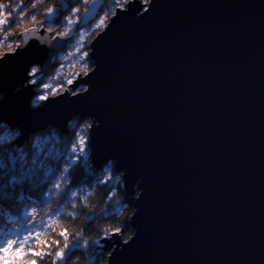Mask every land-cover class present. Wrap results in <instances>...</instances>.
<instances>
[{
  "label": "water",
  "instance_id": "95a60500",
  "mask_svg": "<svg viewBox=\"0 0 264 264\" xmlns=\"http://www.w3.org/2000/svg\"><path fill=\"white\" fill-rule=\"evenodd\" d=\"M116 12L89 43L91 70L38 106L23 81L52 67L64 39L20 34L27 43L0 58V121L21 146L91 119L92 167L113 163L125 195L138 191L134 234L101 241L106 264H264V0H128Z\"/></svg>",
  "mask_w": 264,
  "mask_h": 264
},
{
  "label": "snow or ice",
  "instance_id": "6c2138e0",
  "mask_svg": "<svg viewBox=\"0 0 264 264\" xmlns=\"http://www.w3.org/2000/svg\"><path fill=\"white\" fill-rule=\"evenodd\" d=\"M109 2L114 5V8L110 13L105 11L98 22H93L95 28L106 26L105 21L109 16H116V9L127 7L128 0H109ZM40 3L43 4L44 0H40ZM76 3L77 5L81 3L84 5V19L95 13L93 9L97 4V0H76ZM37 7V3H31V9H36ZM0 9H2V15H0V34H3V38L0 39V47H3L4 43L7 42V48L5 49V54H7V52H14L16 48L27 43L23 39L14 42L8 41V36L13 35L12 29L18 28L24 23L27 12H25L24 6L19 3L14 5L10 3L0 4ZM77 13H81L79 6L74 7L71 10V14L64 17L66 21L65 30L56 32L52 39H56L57 36L62 39L70 36L74 29H76V26L79 25L81 29H84V31H80L79 39L81 41L84 40L85 31L91 25L81 24L82 17L77 15ZM54 14L55 6L48 7L45 15L51 18ZM30 19L35 21L36 17L33 15ZM37 23H42V21H38ZM53 30L52 27L48 28L50 32ZM23 31L26 32L28 29H24ZM76 52H80V47L76 48ZM87 55V52H84L80 59L83 61ZM61 67L63 68L64 66L61 65ZM38 71L39 69L35 67L31 69L33 77L31 83L35 84L38 89L42 86L44 91L38 95L37 100H33L34 106L38 101L47 100L49 96L58 94L59 89L68 90L63 85L53 88L51 81L44 82L43 75L39 77L40 83L37 84ZM83 71L87 74L89 69L85 66ZM72 83L73 79H66V84L71 85ZM72 95L78 96V93L73 89ZM88 127L90 125L82 127L75 140L64 141L62 147L57 144L59 151H55L48 147L50 138L41 139L40 136H36L34 142L21 147L17 143V138L20 136L19 131L6 130L5 126L0 124V202L12 201L17 192L20 193V200L23 201L25 199L23 195L25 191L31 197L36 189H42L47 185H51L50 192H42L37 197L40 200V204H43L45 207H47L53 195L62 194L63 200H67L69 196L75 197L77 195L76 192L71 190L64 191V185L67 183V177L64 174L68 172L70 167L81 161L82 169L92 170V164L88 159L89 149L86 141ZM53 142L55 141L53 140ZM69 143L71 144L70 149L68 148ZM64 157H67V159H64ZM60 164L64 165L63 169L59 167ZM38 207L35 200L29 199L28 204L25 205L26 210L20 214L23 217L22 219L17 218V220H13L12 217H8V224L11 226L7 227L6 230L0 229V264H29L28 258L30 253L32 257L38 256L41 260H45V257H48L50 264H77L79 257L76 260H71L72 249L87 247L89 244L87 239H82V231L76 233L72 241H69V235L71 234L58 233V236H63L64 244L61 247L58 241L55 242L56 250L54 258L51 251L44 252L42 249H33V245H37L39 248L41 241L38 239V236L41 232L55 231V229L50 228L48 221L60 216L59 209L53 212L49 208L48 211L52 212V215L49 216L47 212L41 214L38 211ZM72 207H76L75 203L72 204ZM68 215L73 219L75 218L71 212ZM17 223L25 225V227H15ZM44 243L46 244L47 242L45 241ZM95 243L98 244L99 241ZM45 264H49V261L46 260Z\"/></svg>",
  "mask_w": 264,
  "mask_h": 264
},
{
  "label": "trees",
  "instance_id": "16d2710c",
  "mask_svg": "<svg viewBox=\"0 0 264 264\" xmlns=\"http://www.w3.org/2000/svg\"><path fill=\"white\" fill-rule=\"evenodd\" d=\"M146 3L148 0H140ZM16 4L19 3L24 6L27 16L24 19V23L18 28H13V35L8 36V41L14 42L20 39V34L23 33L24 29H30L32 27L42 26L48 31L49 27L54 30L49 31L51 36H54L56 32L64 31L66 21L65 16L71 14V10L79 6L81 12L83 11L84 5L81 3L77 5L76 0H44L41 4L40 0H0V4ZM31 3H37L38 7L36 9H31ZM55 6V14L53 17L49 18L45 15L48 7ZM114 8V5L109 2V0H103L102 8L99 11L100 17L104 15L105 11L109 13ZM0 15H2V9H0ZM35 16L36 20L30 19L31 16ZM80 15V13H77ZM111 16V15H110ZM109 16V17H110ZM109 19V18H108ZM108 19L105 21H108ZM42 21V23H37ZM99 21V20H98ZM97 21V22H98ZM102 28H95L93 24L91 29H88V35H85L83 41L79 39V28L76 29L68 36L67 49L69 52L66 54L67 66L65 77L67 79L74 78L78 73L84 75L83 68L86 66L89 70L92 68V61L87 57L82 61L81 59L77 61L79 54L76 52L77 46H84V52L89 53V43L91 39L101 30ZM3 38V34H0V39ZM7 48V42L4 43L3 47H0V56L4 53ZM83 52V53H84ZM7 53H13L9 51ZM82 53V54H83ZM76 59V62H75ZM68 85L65 86V88ZM19 90V87L12 88V93ZM62 89H60L61 91ZM4 93L0 92V101L3 100ZM79 119L72 121L68 124V134L60 135L54 134V137L50 136V141L48 147L52 150L59 151L57 144L61 147L64 141H73L76 139V133L80 132L81 128L85 125H89L91 119H85L81 121ZM48 129V127H47ZM46 129V130H47ZM30 137V136H29ZM53 140L55 142H53ZM30 141V139H29ZM27 141V142H29ZM86 141L89 149V137L86 136ZM26 142V141H24ZM68 148H71V144H68ZM67 159V157H64ZM89 161L90 158L88 157ZM82 161L75 164L68 169L65 173L67 177V183L64 185V191L69 190L76 192L75 197L69 196L67 200L62 199V194L53 195L49 200L47 207L40 204V200L37 199L41 193H49L51 190V185H47L42 189H36L31 197L29 193L25 191L23 193L25 199L20 200V193L17 192L13 197L12 201L0 202V229H7L11 225L8 224V217H12L13 220L17 218L22 219L20 215L25 211V205L28 204L29 199L35 200L36 204L39 206L38 211L43 214L47 212L49 216L52 212H49L50 208L53 212L57 209L60 210V216L54 220L48 221L50 228L55 229V231L41 232L38 239L41 241L39 248L37 245H33L34 250L42 249L44 252L51 251L54 258L56 250V241L59 245L63 247L64 239L63 236H58L60 232H64L65 235H69V241H72L73 236L78 232H83L82 239H87L89 244L87 247H80L72 249L71 260H76L77 264H106L107 258L111 253V249L100 248V243L102 239L109 238L113 233L120 232L121 239L127 240L134 234V230L130 225V217L134 212V196H127L124 193L122 186L121 173H117L113 164L107 163L100 169L85 170L81 167ZM59 167L63 169L64 165L60 164ZM109 196L111 197L109 199ZM86 198V199H85ZM75 203L76 207L73 208L72 204ZM71 212L74 215V219L68 215ZM30 227V225H28ZM15 227H25V225H20L17 223ZM119 229V231H117ZM47 242L46 244L44 242ZM99 241V243H95ZM11 255V253H9ZM29 264H45V261L50 260L45 257V260H41L38 256L32 257L29 254Z\"/></svg>",
  "mask_w": 264,
  "mask_h": 264
},
{
  "label": "flooded vegetation",
  "instance_id": "af4514ba",
  "mask_svg": "<svg viewBox=\"0 0 264 264\" xmlns=\"http://www.w3.org/2000/svg\"><path fill=\"white\" fill-rule=\"evenodd\" d=\"M102 5H103V3H102ZM102 5L100 6V8L97 10V13H96V15H95V17L92 19V20H89L87 23H85L84 25H91V27H89V28H87V30L85 31V35L87 34L88 35V29H91L92 28V26H93V22H97L98 20H99V18H100V14H99V11H100V9L102 8ZM77 27L79 28V32H78V35H80V31H84V29H81L80 28V26L79 25H77ZM36 28H38V29H41V28H44V29H46L45 27H42V26H38V27H36ZM49 32V31H48ZM50 33V32H49ZM50 36H51V33H50ZM51 37H53V36H51ZM59 37V36H58ZM64 39V44H63V46H62V48L60 49V50H58L57 52H55L54 53V55H52V57H51V59H50V62L53 64L52 65V67L46 72V73H42L41 71H40V67L38 66V65H32V66H30L29 67V69H28V71H27V81L26 82H24V84H32L33 85V90H34V92H35V94L33 95V97L31 98V101H30V105L31 106H34L33 105V100H37V98H38V95L39 94H42L43 93V88H42V86H41V88H37L36 87V85L35 84H33V83H31V81H32V79H33V77H32V75H31V69L33 68V67H35V68H37V69H39V71H38V73H37V84H39L40 83V79H39V77L41 76V75H43V80H44V82L45 83H47V82H49V81H51V83H52V87L53 88H57V86L58 85H63L64 86V88H65V86L66 85H68V87H66V89L68 88H70V85L69 84H66V77H65V73H66V64H67V58H66V54L69 52V50L67 49V45H68V38L67 37H65V38H63ZM20 40V39H19ZM77 47H80V52H77L78 54H79V57L77 58V61L78 60H80V57L82 56V53L84 52L83 50H84V46H77ZM76 47V48H77ZM4 55V53L1 55V56H3ZM0 56V57H1ZM88 59L90 60V58H89V53H88ZM75 62H76V59H75ZM61 65H63L64 67L62 68L61 67ZM78 75H81V74H77L74 78H70V79H76V77L78 76ZM81 76H83V75H81ZM83 86H79L78 88H76L75 89V91H79L81 88H82ZM64 90L62 89L61 91H60V89L58 90V93H61V92H63ZM43 101H38V103L35 105V106H38V105H40L41 103H42ZM76 120H78V119H73V121H76ZM80 121V123H82L81 122V120H79ZM83 121V120H82ZM0 124H2V125H4L5 126V129L6 130H11V131H18L17 129H9L8 127H7V125L6 124H4V123H2L1 121H0ZM54 134H60V135H62L61 133H59L56 129H54V128H51V127H49L47 130H43V131H41V132H38V133H35V134H33V135H31L30 137H28V139L26 140V142H24L22 145H21V147H24V146H26V145H28L29 143H31V142H34V140H35V138H36V136H40V138L41 139H44V138H50V136L51 137H54L55 135ZM29 139H30V141H29ZM27 141H29V142H27Z\"/></svg>",
  "mask_w": 264,
  "mask_h": 264
},
{
  "label": "rangeland",
  "instance_id": "374dc122",
  "mask_svg": "<svg viewBox=\"0 0 264 264\" xmlns=\"http://www.w3.org/2000/svg\"><path fill=\"white\" fill-rule=\"evenodd\" d=\"M143 3H144V2H143ZM67 134H68V133H67ZM67 134H62V135H67ZM106 164H107V163H106ZM106 164H105V165H106ZM112 164H113V163H112ZM103 166H104V165H103ZM103 166H102V167H103ZM102 167H101V168H102ZM99 169H100V168H99ZM114 170H115V169H114ZM116 172H117V171H116ZM117 173H120V172H117ZM121 178H122V177H121ZM122 186H124V185H123V182H122ZM137 192H138V191L136 190L135 193H137ZM108 237H109V236H108ZM99 245H100V244H99ZM102 246H103V245H102Z\"/></svg>",
  "mask_w": 264,
  "mask_h": 264
},
{
  "label": "bare ground",
  "instance_id": "6f19581e",
  "mask_svg": "<svg viewBox=\"0 0 264 264\" xmlns=\"http://www.w3.org/2000/svg\"><path fill=\"white\" fill-rule=\"evenodd\" d=\"M28 68V67H27ZM27 71V70H26ZM23 82H25V81H23ZM15 87H19L20 88V86H15ZM0 92H3V91H0ZM95 169V168H94Z\"/></svg>",
  "mask_w": 264,
  "mask_h": 264
}]
</instances>
